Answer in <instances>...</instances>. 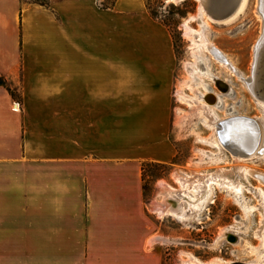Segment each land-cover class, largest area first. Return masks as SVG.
Listing matches in <instances>:
<instances>
[{
	"label": "crops",
	"instance_id": "crops-1",
	"mask_svg": "<svg viewBox=\"0 0 264 264\" xmlns=\"http://www.w3.org/2000/svg\"><path fill=\"white\" fill-rule=\"evenodd\" d=\"M176 69L147 0H0V264H163L142 167Z\"/></svg>",
	"mask_w": 264,
	"mask_h": 264
},
{
	"label": "rangeland",
	"instance_id": "rangeland-1",
	"mask_svg": "<svg viewBox=\"0 0 264 264\" xmlns=\"http://www.w3.org/2000/svg\"><path fill=\"white\" fill-rule=\"evenodd\" d=\"M108 1L113 2V0ZM256 5L257 0H248L244 11L227 22H213L205 14L202 16L206 21L204 24L198 22L199 17L190 21V25L194 29H201L205 37L223 50L245 76L251 74L253 48L260 36L261 20L256 11ZM147 6L151 15L168 27L177 57L175 81L167 92V99L162 109L165 131L175 155L168 164L157 162L143 164L147 207L150 208L154 199H160L157 195V186L160 181H166L177 188L179 184L174 179V172L182 170L189 173L191 170H197L201 162L206 167V169H200L203 172L205 170L211 173L215 172L219 164L227 171L234 164L255 167L264 171V159L251 158L236 163L229 152H223L218 147L197 138V135L210 137L212 130L205 126L203 117H187L186 114L191 111V107L176 97V91L179 89H183L188 95L193 94L189 87L184 86V82H189L200 93L205 91L200 85V79L203 76H199V79L194 81L191 80L187 72V62H192L195 57L191 47V38L185 35L183 28L187 19L199 15V1L147 0ZM193 37L200 39L198 34ZM203 52L202 50L200 54L211 65L212 72L217 77L227 80L233 89L232 94L226 92L221 108L216 111L218 116L216 120L220 122L233 114L254 117L261 129L260 143L262 142L264 147V111L262 107L238 76L220 66L211 59L210 55ZM1 83L5 84V81L2 79ZM207 83L211 85V90H217L212 80L207 79ZM204 151L222 155V162L204 163L201 161L205 157ZM198 161L200 162L198 163ZM207 161L209 160L207 159ZM250 180L253 185L261 186V183L255 178H250ZM245 202L249 205H256L258 199L253 194L246 193ZM173 203L176 204V200ZM188 208V212L191 213L189 218L159 216L162 218L160 220L163 230L167 234L171 232L174 241L172 244L160 241L162 242L160 250L163 264H181L180 256L183 252L191 253L202 261L215 259L250 261L255 259L251 248L260 243L256 232L261 227L262 215L258 211L246 214L235 196L225 187L215 189L201 212ZM224 231H228L230 235L222 236ZM231 235L237 237L235 242L230 241ZM161 237L165 238L164 235Z\"/></svg>",
	"mask_w": 264,
	"mask_h": 264
},
{
	"label": "bare ground",
	"instance_id": "bare-ground-1",
	"mask_svg": "<svg viewBox=\"0 0 264 264\" xmlns=\"http://www.w3.org/2000/svg\"><path fill=\"white\" fill-rule=\"evenodd\" d=\"M183 0H170V2H181ZM199 1V15L192 16L185 21L183 28L185 35L191 38V47L194 50L195 59L192 62H187L186 69L191 77V80L199 79V76H203L200 79V85L205 90L200 93L189 82H184V86L189 87L192 91V95H188L183 89L176 91V97L181 102L189 104L191 111L186 114L187 117H203V123L206 127L212 130L210 137H202L197 135V138L206 141L221 151L229 152L234 161L241 162L251 158L264 159V147L262 142L260 147L256 151H251L250 146L239 144L237 141L232 140L229 136V129L234 124L238 123L241 114H233L224 120L218 122L216 111L221 108L226 92L228 94L233 93V89L227 80H223L222 77H217L211 70V65L207 62L204 56H201L202 50L210 55L211 59L217 62L220 66L226 68L235 76H238L247 86L250 93L253 95L257 103L262 107L264 111V90H259L258 81V67L261 62V49L264 44V0H257L256 11L261 20L260 36L254 44L252 62H251V74L245 76L240 69L231 61L229 56L221 50L216 44L210 42L204 35L201 29H194L190 25V21L199 17L200 24H204L202 16L205 14L213 22H223L231 20L240 13H242L247 5L248 0H198ZM232 9V10H231ZM229 14L223 16L225 13ZM208 24V23H207ZM198 34L199 40L193 37ZM203 52V53H204ZM210 59V60H211ZM211 60V62H212ZM207 79L212 80L217 87V90H211V85L207 83ZM217 80H222L224 83L218 86ZM232 96V95H231ZM245 117H249L245 116ZM250 118L254 119V117ZM256 121V120H255ZM261 132V129H260ZM254 136H250L249 141L253 142ZM203 152V151H202ZM205 157L201 159L204 163L222 162V155L211 154L204 151ZM207 159L209 161H207ZM200 161H198L199 163ZM206 169L202 164L197 170H191L187 173L182 170H176L174 172V179L179 184V187H174L166 181H160L157 186V195L161 199H154L150 205L153 212L159 216H174L176 218L185 219L189 218L191 213L188 212V207L191 210H197L201 212L206 205L207 201L213 195L215 189L218 187H225L231 192L240 206L244 209L246 214L258 211L262 215L261 227L256 232L257 237L260 239L258 246H252L251 253L255 259L250 261H225L222 259H215L211 261H202L191 253L183 252L180 256L181 264H264V171H261L255 167L233 165L228 171L217 166L215 172H204L200 169ZM225 168V167H224ZM250 178H255L261 183V186H255L251 183ZM253 194L258 199V204L249 205L245 202V194ZM176 200V204L171 202ZM186 204V205H185ZM229 232L224 231L222 236L228 237ZM156 240L167 241L163 237H158Z\"/></svg>",
	"mask_w": 264,
	"mask_h": 264
},
{
	"label": "water",
	"instance_id": "water-1",
	"mask_svg": "<svg viewBox=\"0 0 264 264\" xmlns=\"http://www.w3.org/2000/svg\"><path fill=\"white\" fill-rule=\"evenodd\" d=\"M232 10V9H231ZM225 13L223 16L229 14ZM261 51V62L259 63L258 69V81H259V90H264V44ZM224 83L222 80H217L218 86ZM264 97V95H262ZM254 136L255 140L253 142L249 141L250 136ZM229 136L232 140L237 141L239 144H244V140L246 141V145L250 146L251 151H256L260 147L261 140V132L260 127L257 121L250 117L241 116L238 123L234 124L232 128L229 129ZM237 237L231 235L230 241L235 242Z\"/></svg>",
	"mask_w": 264,
	"mask_h": 264
},
{
	"label": "trees",
	"instance_id": "trees-1",
	"mask_svg": "<svg viewBox=\"0 0 264 264\" xmlns=\"http://www.w3.org/2000/svg\"><path fill=\"white\" fill-rule=\"evenodd\" d=\"M43 2H44V1H43ZM9 91H10V93H11L13 96H15L14 92H12L10 88H9Z\"/></svg>",
	"mask_w": 264,
	"mask_h": 264
}]
</instances>
